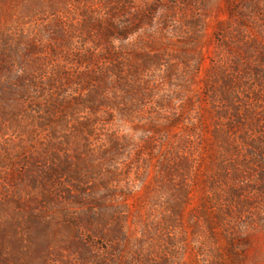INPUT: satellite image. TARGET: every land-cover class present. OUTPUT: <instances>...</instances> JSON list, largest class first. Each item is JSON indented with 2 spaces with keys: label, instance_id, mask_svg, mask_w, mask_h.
Returning a JSON list of instances; mask_svg holds the SVG:
<instances>
[{
  "label": "rangeland",
  "instance_id": "obj_1",
  "mask_svg": "<svg viewBox=\"0 0 264 264\" xmlns=\"http://www.w3.org/2000/svg\"><path fill=\"white\" fill-rule=\"evenodd\" d=\"M259 47L264 0H0V264H264Z\"/></svg>",
  "mask_w": 264,
  "mask_h": 264
},
{
  "label": "trees",
  "instance_id": "obj_2",
  "mask_svg": "<svg viewBox=\"0 0 264 264\" xmlns=\"http://www.w3.org/2000/svg\"><path fill=\"white\" fill-rule=\"evenodd\" d=\"M127 33L124 35H119V34H114L112 36V39L118 40V41H122L125 39ZM249 52V51H246ZM118 56L117 59L120 63H122V60L125 59L124 57V52L122 50H119L117 52ZM259 55H260V59H262L264 61V48H260L259 47ZM142 63L141 64H136L134 66L130 67V71L133 74H129L126 72H124V70L121 68V66H113L114 69L111 71L112 75H114L115 77L118 78V86L120 87L121 90V94L122 93H126V89L125 87L129 84L130 87L129 88H133L136 90V92L138 91V93L140 94V96H149L153 94V90L149 89L148 85L149 82H145L143 81L142 78H140V73L142 71H144L145 69H148V64L153 63V62H157L159 57L158 55H154V54H150V53H146L142 56ZM105 61H110L109 58H104ZM129 71V70H128ZM238 72H242L245 75H249L250 73H252V75H254V77L256 78V80L258 81V83L260 85H262L264 83V67H261L259 65H255L252 69H242L239 70ZM131 78V79H130ZM223 81V87L225 88L222 92V97L228 102H232V97L230 93H234V88L235 86H237V84H234L233 82H231V80L223 75L222 78ZM228 89V90H227ZM100 91V89H99ZM99 96V92L98 90H94L89 92L88 95V99L87 100H83L81 102V107L88 110L91 113H94L98 110V107H100V104L98 103V101H96V98ZM106 99L103 98V96H100V101H105ZM113 105H116L115 103H113ZM120 110V109H119ZM233 110L235 111V117H236V121L237 123H239L241 125L242 120L244 117H246V115H249V111L246 110L245 114H239V112L237 111V108H233ZM156 121L155 119L149 120L148 125L152 126L155 125ZM249 138L248 135H246L245 139ZM251 142V141H250ZM247 143L254 151H252V153L255 152V155L260 156L262 154V148L259 149V145L258 144H254V143ZM117 143L114 144L115 148L117 147ZM174 160H178V163H176V166H181V167H185L187 165V159L186 157L183 158L180 154L177 156H175ZM171 165H173V162H171ZM170 168V169H169ZM169 171L168 172H172L173 170V166H168ZM171 174V173H170ZM260 177V188L258 189L257 192V196L258 198H261L262 200H264V173H261ZM182 192V191H181ZM183 193V192H182ZM185 195L181 194L180 199H182Z\"/></svg>",
  "mask_w": 264,
  "mask_h": 264
}]
</instances>
